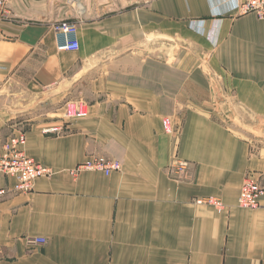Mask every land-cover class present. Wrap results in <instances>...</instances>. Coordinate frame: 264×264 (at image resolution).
<instances>
[{
  "label": "crops",
  "instance_id": "0c3cea01",
  "mask_svg": "<svg viewBox=\"0 0 264 264\" xmlns=\"http://www.w3.org/2000/svg\"><path fill=\"white\" fill-rule=\"evenodd\" d=\"M210 2L9 0L0 109L7 94L71 85L50 100L77 89L88 113L65 121L63 105L11 136L0 127V152L23 133L25 155L52 170L0 198V264H264V194L257 210L239 206L247 177L264 188V19L212 18ZM63 20L78 25L76 52L58 51ZM98 156L122 171L71 174ZM210 197L223 209L197 203Z\"/></svg>",
  "mask_w": 264,
  "mask_h": 264
},
{
  "label": "built area",
  "instance_id": "2783aa9c",
  "mask_svg": "<svg viewBox=\"0 0 264 264\" xmlns=\"http://www.w3.org/2000/svg\"><path fill=\"white\" fill-rule=\"evenodd\" d=\"M78 5L79 0H71ZM212 18H223L236 12L237 15L255 14L259 19H264V0H211ZM12 18L9 8V0H0V23ZM201 22V21H199ZM197 21L190 25L193 30L197 31ZM57 37L58 51L76 52L79 50L78 25L74 22L63 20L57 22L53 27ZM88 113L87 105L83 101L70 102L65 106L62 119L75 120L86 116ZM165 126L169 129L168 120ZM61 129L52 127L45 130V133H59ZM26 144V136L21 133L8 140L0 152V178H12L16 183L12 188L7 186L0 187V198L5 197L11 192L28 193L33 190L37 180L50 177L52 170L35 163L28 158L23 146ZM123 169L122 164L106 156L94 157L76 169L71 174L77 176L82 172H102L106 176L119 173ZM172 171L178 175L179 179H188L190 176V164L186 161L175 160L172 164ZM264 194V188L252 177H247L241 189L239 206L246 210H257L260 208V198ZM199 205H214L219 210L223 205L217 198H203L197 200ZM33 243L44 245L47 240L44 238H35Z\"/></svg>",
  "mask_w": 264,
  "mask_h": 264
},
{
  "label": "rangeland",
  "instance_id": "374dc122",
  "mask_svg": "<svg viewBox=\"0 0 264 264\" xmlns=\"http://www.w3.org/2000/svg\"><path fill=\"white\" fill-rule=\"evenodd\" d=\"M67 92L61 95L65 96ZM88 91L85 89V93L81 96L86 99ZM60 96V95H58ZM56 96V97H58ZM7 99V109H0V127L5 129L12 126V128H20L21 130L29 128L30 119L35 117L46 118L48 112L55 111L57 108L70 102H77L80 100L78 90L75 89L69 97H65L64 101L50 100L49 98L37 105L33 109H29L34 104V99L31 96H22L17 94L5 95ZM82 99V98H81ZM3 124V125H2ZM13 129L8 132V135H12Z\"/></svg>",
  "mask_w": 264,
  "mask_h": 264
},
{
  "label": "water",
  "instance_id": "95a60500",
  "mask_svg": "<svg viewBox=\"0 0 264 264\" xmlns=\"http://www.w3.org/2000/svg\"><path fill=\"white\" fill-rule=\"evenodd\" d=\"M151 51H153V50H151ZM174 51H175L174 47L169 48V53H170L169 58L171 60L173 59L172 58V54L174 53ZM176 52H179V49L178 48H176ZM152 54H155V53H152ZM89 69H90L89 67L86 68L87 71H89ZM70 86L71 85H68V86L63 85L61 88H59L57 90V93L55 95H42V96L35 97L34 98V106L38 105L39 103H41V102H43V101H45V100H47L49 98H53V97H56L58 95L63 94L68 88H70Z\"/></svg>",
  "mask_w": 264,
  "mask_h": 264
}]
</instances>
